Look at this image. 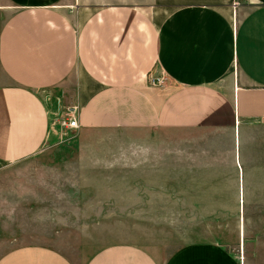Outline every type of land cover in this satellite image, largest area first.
Wrapping results in <instances>:
<instances>
[{
    "label": "crops",
    "instance_id": "crops-1",
    "mask_svg": "<svg viewBox=\"0 0 264 264\" xmlns=\"http://www.w3.org/2000/svg\"><path fill=\"white\" fill-rule=\"evenodd\" d=\"M234 1L0 2V163L69 144L57 116L74 106L69 132L85 173L129 170L157 182L138 190L192 193L203 188L182 177L222 175L227 165L234 207L264 208V0ZM177 142L195 150L172 151ZM221 142L225 152L214 150ZM126 143L136 150H121ZM250 220L236 217L228 243L188 242L165 259L114 243L83 264H264V228L249 232ZM0 264L75 263L32 243Z\"/></svg>",
    "mask_w": 264,
    "mask_h": 264
},
{
    "label": "rangeland",
    "instance_id": "rangeland-1",
    "mask_svg": "<svg viewBox=\"0 0 264 264\" xmlns=\"http://www.w3.org/2000/svg\"><path fill=\"white\" fill-rule=\"evenodd\" d=\"M152 78L164 80L162 74ZM69 131L64 130L63 136L71 137L69 144L45 146L27 159L0 163V255L19 245L39 243L83 264L106 245L128 243L165 259L188 242L228 243L236 235L240 215L251 217L246 224L249 232L263 230L264 224L255 221L264 215V208L234 207L238 195L232 188L238 182L227 174V165L222 175L182 177L197 179L201 191H141L139 183L154 188L157 182L142 180L129 170L100 175L78 169L85 161L76 159L80 150ZM207 135H200L204 151L212 147L205 144ZM131 146L126 143L121 150H136ZM172 147V151L195 150L178 142ZM225 148L222 142L214 146L224 152ZM157 150L163 151V145ZM179 178L173 177L177 183Z\"/></svg>",
    "mask_w": 264,
    "mask_h": 264
},
{
    "label": "built area",
    "instance_id": "built-area-1",
    "mask_svg": "<svg viewBox=\"0 0 264 264\" xmlns=\"http://www.w3.org/2000/svg\"><path fill=\"white\" fill-rule=\"evenodd\" d=\"M248 0H235L233 3V8H236L241 2H247ZM151 84H159L163 83V80L159 78L150 79ZM58 126L61 130L65 129H75L78 127L77 119H76V107H71L70 110L65 112L64 115L60 116L58 119Z\"/></svg>",
    "mask_w": 264,
    "mask_h": 264
}]
</instances>
